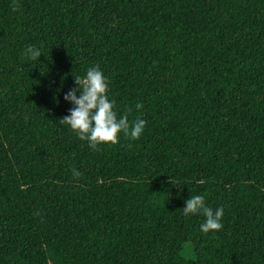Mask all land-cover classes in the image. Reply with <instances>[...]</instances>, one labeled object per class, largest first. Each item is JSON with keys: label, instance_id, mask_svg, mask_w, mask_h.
Returning <instances> with one entry per match:
<instances>
[{"label": "trees", "instance_id": "16d2710c", "mask_svg": "<svg viewBox=\"0 0 264 264\" xmlns=\"http://www.w3.org/2000/svg\"><path fill=\"white\" fill-rule=\"evenodd\" d=\"M91 67L139 139L59 123ZM0 264H264V0H0Z\"/></svg>", "mask_w": 264, "mask_h": 264}, {"label": "clouds", "instance_id": "9594fccd", "mask_svg": "<svg viewBox=\"0 0 264 264\" xmlns=\"http://www.w3.org/2000/svg\"><path fill=\"white\" fill-rule=\"evenodd\" d=\"M11 7L16 11L18 5L14 2ZM41 55L40 50L33 46H28L25 50V56L32 61L40 59ZM74 81L77 87L64 96V99L71 102L74 107L69 110L70 115L60 119L61 125L70 126L79 139L87 141L93 149L101 144L118 143L121 133L131 140L141 137L147 122L141 118L130 122L127 114L118 118L114 110L115 101H109L108 83L99 67L89 68L83 77L74 76ZM135 107L142 109L143 105L138 103ZM73 175L78 177L80 174L74 170ZM197 214L206 218L200 226L203 233L223 228L221 220L224 216V207L221 206L214 211L206 206L203 195H192L183 208L185 217Z\"/></svg>", "mask_w": 264, "mask_h": 264}, {"label": "rangeland", "instance_id": "374dc122", "mask_svg": "<svg viewBox=\"0 0 264 264\" xmlns=\"http://www.w3.org/2000/svg\"><path fill=\"white\" fill-rule=\"evenodd\" d=\"M182 255L187 256L189 258H192V256H194V254L190 251L189 246L185 247V249L182 252Z\"/></svg>", "mask_w": 264, "mask_h": 264}]
</instances>
